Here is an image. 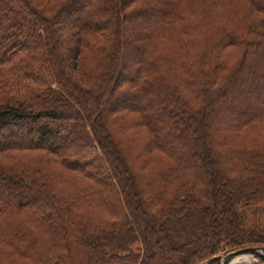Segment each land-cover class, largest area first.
I'll return each mask as SVG.
<instances>
[{
    "label": "trees",
    "instance_id": "obj_1",
    "mask_svg": "<svg viewBox=\"0 0 264 264\" xmlns=\"http://www.w3.org/2000/svg\"><path fill=\"white\" fill-rule=\"evenodd\" d=\"M257 246L264 0H0V264Z\"/></svg>",
    "mask_w": 264,
    "mask_h": 264
},
{
    "label": "water",
    "instance_id": "obj_2",
    "mask_svg": "<svg viewBox=\"0 0 264 264\" xmlns=\"http://www.w3.org/2000/svg\"><path fill=\"white\" fill-rule=\"evenodd\" d=\"M244 255H250L260 262H264V247H246L238 250L226 252L224 256H220L221 264H237L235 261ZM217 259V257H216ZM241 264H255V263H241Z\"/></svg>",
    "mask_w": 264,
    "mask_h": 264
},
{
    "label": "bare ground",
    "instance_id": "obj_3",
    "mask_svg": "<svg viewBox=\"0 0 264 264\" xmlns=\"http://www.w3.org/2000/svg\"><path fill=\"white\" fill-rule=\"evenodd\" d=\"M251 259L255 260L254 257H251L250 255H244V256H241L239 257L235 263L239 264V263H244V262H249L251 263Z\"/></svg>",
    "mask_w": 264,
    "mask_h": 264
},
{
    "label": "rangeland",
    "instance_id": "obj_4",
    "mask_svg": "<svg viewBox=\"0 0 264 264\" xmlns=\"http://www.w3.org/2000/svg\"><path fill=\"white\" fill-rule=\"evenodd\" d=\"M250 216H251V215H250ZM228 251H230V250H226V251H224L223 253L220 254V256H224V255L226 254V252H228ZM244 263H249V262H244ZM251 263H259V262H258V260H256V259H255V260L251 259ZM239 264H241V263H239Z\"/></svg>",
    "mask_w": 264,
    "mask_h": 264
}]
</instances>
